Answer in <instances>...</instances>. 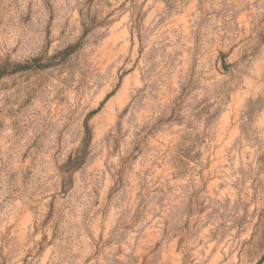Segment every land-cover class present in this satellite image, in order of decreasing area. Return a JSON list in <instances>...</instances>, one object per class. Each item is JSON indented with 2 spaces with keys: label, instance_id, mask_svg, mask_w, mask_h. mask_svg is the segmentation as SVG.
I'll list each match as a JSON object with an SVG mask.
<instances>
[{
  "label": "rangeland",
  "instance_id": "374dc122",
  "mask_svg": "<svg viewBox=\"0 0 264 264\" xmlns=\"http://www.w3.org/2000/svg\"><path fill=\"white\" fill-rule=\"evenodd\" d=\"M0 69V264H264V0H0Z\"/></svg>",
  "mask_w": 264,
  "mask_h": 264
},
{
  "label": "trees",
  "instance_id": "16d2710c",
  "mask_svg": "<svg viewBox=\"0 0 264 264\" xmlns=\"http://www.w3.org/2000/svg\"><path fill=\"white\" fill-rule=\"evenodd\" d=\"M95 26L96 25L92 22H90V23L83 22L82 23V33L76 42L67 45L65 48L56 52L54 55H52L50 58H48L47 64H44V65L41 64L40 58H38V57L33 58L31 60V63H36V65H35V67H32V68L45 69L50 65H55L58 62H63L65 59H67L69 56H71L73 53H75L78 50V48L82 44L84 37H86V35ZM28 68H30V67L29 66H23L22 68L17 69V70H25ZM2 76H3L2 71L0 69V78ZM110 95L111 94H108L103 102H105L109 98ZM85 128H86L85 136L82 139L80 146L78 147V149H76L75 153L71 154L68 157L67 161L65 162V164L62 168L61 175H62V178L64 179L65 184H68L67 182L70 181L69 179H70L72 173H74L75 171L80 169L85 164V162L88 158L91 135H90V131L87 127V124H86Z\"/></svg>",
  "mask_w": 264,
  "mask_h": 264
}]
</instances>
